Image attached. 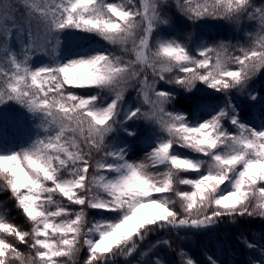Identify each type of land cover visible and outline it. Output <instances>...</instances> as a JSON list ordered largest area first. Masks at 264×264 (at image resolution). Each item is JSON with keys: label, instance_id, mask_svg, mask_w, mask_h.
Masks as SVG:
<instances>
[{"label": "snow or ice", "instance_id": "snow-or-ice-1", "mask_svg": "<svg viewBox=\"0 0 264 264\" xmlns=\"http://www.w3.org/2000/svg\"><path fill=\"white\" fill-rule=\"evenodd\" d=\"M258 77L264 0H0V264H229L158 233L264 226Z\"/></svg>", "mask_w": 264, "mask_h": 264}, {"label": "trees", "instance_id": "trees-1", "mask_svg": "<svg viewBox=\"0 0 264 264\" xmlns=\"http://www.w3.org/2000/svg\"><path fill=\"white\" fill-rule=\"evenodd\" d=\"M217 31H223V29L217 28H209L206 31V34L209 38L215 36ZM264 79V77H263ZM260 90H264V86L259 88ZM10 112H15V108L8 109ZM9 135L16 137L17 129H13L12 127H8L6 129ZM0 201L7 202L9 208H11L12 202L8 200L6 194H0ZM12 217L14 218V222L27 227L24 224V218L16 211L12 212ZM262 226L259 220L247 224L245 221H238L236 225L230 223L227 219L223 220L219 225H217L214 229L209 231H200V232H180L179 236L176 233H166L161 232L158 235L162 238H167L172 241L173 248L177 245L183 247L184 249L190 251L194 255L200 256L201 252L204 249L210 251H220L221 258L229 262V264H243V262L247 259V253L245 250L239 245L237 241V236L239 235L241 230L246 232L255 230L259 232ZM156 237H153L155 239ZM160 252L164 253L167 250L161 248ZM203 259L202 256H200Z\"/></svg>", "mask_w": 264, "mask_h": 264}, {"label": "rangeland", "instance_id": "rangeland-1", "mask_svg": "<svg viewBox=\"0 0 264 264\" xmlns=\"http://www.w3.org/2000/svg\"><path fill=\"white\" fill-rule=\"evenodd\" d=\"M260 84H261V85H260ZM261 86H264V79H263V77H258V78L254 81L253 87L259 89ZM22 135H23L22 130H17L16 138H19V137L22 136Z\"/></svg>", "mask_w": 264, "mask_h": 264}]
</instances>
